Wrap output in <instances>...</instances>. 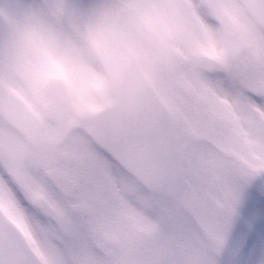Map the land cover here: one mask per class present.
Wrapping results in <instances>:
<instances>
[{
	"label": "snow or ice",
	"instance_id": "obj_1",
	"mask_svg": "<svg viewBox=\"0 0 264 264\" xmlns=\"http://www.w3.org/2000/svg\"><path fill=\"white\" fill-rule=\"evenodd\" d=\"M0 264H264V0H0Z\"/></svg>",
	"mask_w": 264,
	"mask_h": 264
}]
</instances>
